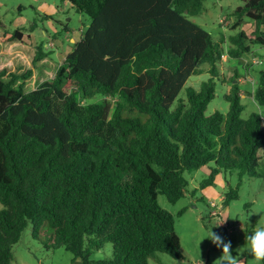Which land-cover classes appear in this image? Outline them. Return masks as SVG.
Returning <instances> with one entry per match:
<instances>
[{
    "label": "trees",
    "instance_id": "1",
    "mask_svg": "<svg viewBox=\"0 0 264 264\" xmlns=\"http://www.w3.org/2000/svg\"><path fill=\"white\" fill-rule=\"evenodd\" d=\"M66 1L90 21L53 78L25 90V75L0 71V264H10L27 225L80 264H149L158 252L181 259L157 195L175 203L188 190L184 173L205 167L203 187L227 170L264 179V116L241 117L237 83L225 116L205 114L224 55L188 18L202 0ZM241 1L234 14L264 45V0ZM28 36L0 24V49ZM244 40L231 38V57L248 50ZM31 49L33 62L50 54ZM203 66L211 76L200 89L186 85ZM183 87L186 99L173 106ZM254 100L264 106V71ZM107 243L112 255L91 261Z\"/></svg>",
    "mask_w": 264,
    "mask_h": 264
},
{
    "label": "rangeland",
    "instance_id": "2",
    "mask_svg": "<svg viewBox=\"0 0 264 264\" xmlns=\"http://www.w3.org/2000/svg\"><path fill=\"white\" fill-rule=\"evenodd\" d=\"M241 5V0H202L200 12L188 16L210 34L212 42L225 55L217 63L216 76H212L215 90L205 109L206 115L214 111L226 115L229 102L225 94L229 93L232 83H237L244 94L240 95L244 107L241 117L246 118L252 112L264 116V106L254 100L259 72L264 71V45L251 41L254 36L252 21L247 17L239 21L234 14ZM89 21L88 16L71 9L66 0H0V24L9 32L20 28L29 35L24 43L2 45L0 71H5L3 78L9 80L11 76L25 75L20 78L25 90L34 89L43 80L53 78L56 68L71 51L72 43L79 40ZM241 32L246 37L244 44L248 50L240 57H231L228 54L230 40ZM40 44L50 54L33 62L31 48ZM205 67L199 74L191 75L186 85L200 89L201 83L211 76ZM28 70L30 74H27ZM234 76L237 79L230 83ZM179 98L186 99L185 87L180 90L173 106ZM258 168L262 170L263 166L260 164ZM208 174L206 167L185 172L188 190L175 203L168 202L163 194L157 195L159 206L174 218V231L183 258L175 259L158 252L149 259V264H220L222 247L217 248L207 238L200 243L210 231L220 235L225 242H231V251L238 264H261L250 252L247 237L257 228L264 227L263 177L245 175L240 179L237 170H227L219 172L212 184L200 186ZM218 222L224 224L216 227ZM111 255V244L107 243L101 250H93L89 258L97 261ZM10 264H80V261L64 247L52 246L45 236L35 239L31 226L27 225L12 247Z\"/></svg>",
    "mask_w": 264,
    "mask_h": 264
},
{
    "label": "clouds",
    "instance_id": "3",
    "mask_svg": "<svg viewBox=\"0 0 264 264\" xmlns=\"http://www.w3.org/2000/svg\"><path fill=\"white\" fill-rule=\"evenodd\" d=\"M224 222H218L216 227L224 224ZM206 238L217 248L222 247V256L218 259L220 264H238L236 256L232 254L230 241L225 242L220 235L213 231L206 233L205 238H203L200 243ZM247 241L250 246L249 250L255 256L256 260L264 261V227L257 228L247 237Z\"/></svg>",
    "mask_w": 264,
    "mask_h": 264
},
{
    "label": "crops",
    "instance_id": "4",
    "mask_svg": "<svg viewBox=\"0 0 264 264\" xmlns=\"http://www.w3.org/2000/svg\"><path fill=\"white\" fill-rule=\"evenodd\" d=\"M70 40H71V39H70ZM71 42H72V41H71ZM245 89H246V88H245ZM248 93H249V92H248ZM241 95H244V94L241 93Z\"/></svg>",
    "mask_w": 264,
    "mask_h": 264
}]
</instances>
